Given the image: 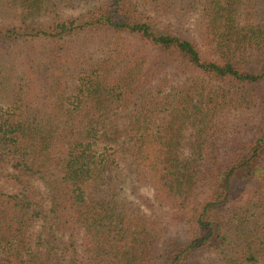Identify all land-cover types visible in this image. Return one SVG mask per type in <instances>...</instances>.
Wrapping results in <instances>:
<instances>
[{
    "label": "trees",
    "instance_id": "16d2710c",
    "mask_svg": "<svg viewBox=\"0 0 264 264\" xmlns=\"http://www.w3.org/2000/svg\"><path fill=\"white\" fill-rule=\"evenodd\" d=\"M7 159L0 264H264V0H0Z\"/></svg>",
    "mask_w": 264,
    "mask_h": 264
},
{
    "label": "rangeland",
    "instance_id": "374dc122",
    "mask_svg": "<svg viewBox=\"0 0 264 264\" xmlns=\"http://www.w3.org/2000/svg\"><path fill=\"white\" fill-rule=\"evenodd\" d=\"M82 9H84V6L78 8V9H67L65 11V16L66 17H70V16H75L77 15V13H79ZM14 170L12 169L11 167V160L10 159H7L5 162H2L0 163V174L1 175H6L8 173H12ZM3 181H1L2 183ZM5 188L7 189V191H12V189L10 187H7L5 186ZM144 195L146 196H150L151 193L150 191H146V190H143L142 191ZM148 214L150 213V210L146 211ZM38 225H36L35 227V230L38 229Z\"/></svg>",
    "mask_w": 264,
    "mask_h": 264
}]
</instances>
